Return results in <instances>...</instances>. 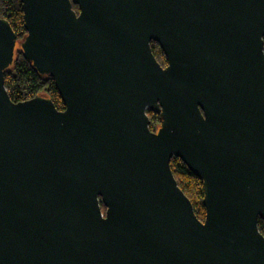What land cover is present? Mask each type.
<instances>
[{"label":"water","instance_id":"1","mask_svg":"<svg viewBox=\"0 0 264 264\" xmlns=\"http://www.w3.org/2000/svg\"><path fill=\"white\" fill-rule=\"evenodd\" d=\"M20 3V39L0 17V264H264V0ZM19 53L63 109L9 97Z\"/></svg>","mask_w":264,"mask_h":264},{"label":"trees","instance_id":"2","mask_svg":"<svg viewBox=\"0 0 264 264\" xmlns=\"http://www.w3.org/2000/svg\"><path fill=\"white\" fill-rule=\"evenodd\" d=\"M72 7L76 12L78 11L75 4H72ZM0 17H4L8 20L17 39H20L23 36L25 29L23 26L20 0H0ZM150 44L153 55H155L159 64L165 65L166 58L160 46L154 41H151ZM4 85L9 97L13 101L25 100L42 92L51 98L57 109H63V103L52 78L39 77L31 68L30 64L23 58L21 53L18 54L15 65L9 71L4 73ZM147 113L149 129L155 130L156 126L159 124V116L153 111L148 110ZM169 166L171 167L172 174L175 177L178 186L181 187L184 194L190 199L197 218L202 220L205 208L201 202L203 198V186L201 180L192 174L187 165H184L179 157H172L169 161ZM101 208L102 210L105 209L103 205H101ZM257 228H259L264 236V219H258Z\"/></svg>","mask_w":264,"mask_h":264}]
</instances>
